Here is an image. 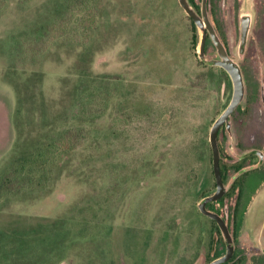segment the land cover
Returning a JSON list of instances; mask_svg holds the SVG:
<instances>
[{
	"label": "rangeland",
	"instance_id": "374dc122",
	"mask_svg": "<svg viewBox=\"0 0 264 264\" xmlns=\"http://www.w3.org/2000/svg\"><path fill=\"white\" fill-rule=\"evenodd\" d=\"M197 33L194 49L178 0H0V181L36 144L88 133L49 189L0 192V264H209L226 253L199 205L216 192L210 132L233 82L207 65L214 48L200 59ZM256 120L249 132L234 113L220 130L226 191L238 186L209 207L247 261L264 226V180L250 177L264 164Z\"/></svg>",
	"mask_w": 264,
	"mask_h": 264
},
{
	"label": "flooded vegetation",
	"instance_id": "af4514ba",
	"mask_svg": "<svg viewBox=\"0 0 264 264\" xmlns=\"http://www.w3.org/2000/svg\"><path fill=\"white\" fill-rule=\"evenodd\" d=\"M188 2L191 8L200 16L201 20L210 24L228 57L235 63H237L236 59L241 60V64H237L242 72L245 93L239 106L243 102L246 105L241 108L238 106L234 113L237 121L241 123L247 117V131L250 132L253 129V123L257 122L256 119L261 118L264 121V79H261V75H264V69L261 67L262 64L264 65V0H200L199 7L195 6V0H188ZM244 27L248 28V34L244 42L245 44L241 48ZM201 32L200 42L205 37V56H208L211 49L214 48L218 56L217 61H220L221 56L213 40L210 28L205 26L204 33L203 31ZM237 43L238 45L234 51L232 44ZM258 59L263 60V63H258ZM244 65H248L249 69L244 68ZM219 68L226 72L222 67ZM241 110L243 111L240 112ZM257 154L260 155L259 151H257ZM260 157L264 159L263 156ZM251 170H253L251 178L255 177L259 182L264 180V164L253 167ZM238 193L239 200L241 194L240 188L238 189ZM250 207L245 210V213L250 211ZM262 224L264 225V220ZM253 229L255 230L256 228ZM258 235V243L250 244L253 252H251L248 261L244 260L242 258L244 254H239V251L233 246L234 252L228 262L232 264H244L246 261V264H264V226L259 229ZM236 239H238V236H236ZM232 240L234 241L233 237Z\"/></svg>",
	"mask_w": 264,
	"mask_h": 264
},
{
	"label": "trees",
	"instance_id": "16d2710c",
	"mask_svg": "<svg viewBox=\"0 0 264 264\" xmlns=\"http://www.w3.org/2000/svg\"><path fill=\"white\" fill-rule=\"evenodd\" d=\"M72 1L73 0H67L69 5L72 3ZM192 23H193L192 46L194 49H197L198 47L197 27L193 21ZM212 63L213 62L210 61L207 65L212 66L213 65ZM222 71L225 72L224 70ZM109 91H110L109 87L103 83L100 87L99 92H97V95L100 96L101 101H104V99L109 97L110 94ZM86 96L88 98L87 93ZM90 100L87 99V101H85L84 104L89 105ZM87 135L88 133H86L84 128L71 127L61 133L56 134L55 136H52L50 139L38 145L36 144L30 150L21 153V155H19L14 159V161H12L9 171L0 181V192H3L5 190L11 193H15V192L17 193L23 190H29L31 192H34L36 190H41V191L46 190L49 187L48 185L50 184V182L55 178V174L62 166L64 159L69 154L72 153V151L76 146V143L82 142L83 139L85 140ZM220 165H221L222 178L225 184L227 180L226 171L228 166L224 163L222 158H220ZM243 166L244 165L242 163L235 165L238 171L241 170ZM237 186H238L237 183H235L231 187L230 191H226L225 195L216 201H223L226 197L234 194V192L237 189ZM213 202L214 201H211L207 205L208 211L210 204ZM213 214H216L219 217H221V215L217 213H213ZM221 218L225 221L223 217ZM211 220L219 230L220 227L218 226L217 222L213 219ZM229 263L230 262L226 264Z\"/></svg>",
	"mask_w": 264,
	"mask_h": 264
},
{
	"label": "water",
	"instance_id": "95a60500",
	"mask_svg": "<svg viewBox=\"0 0 264 264\" xmlns=\"http://www.w3.org/2000/svg\"><path fill=\"white\" fill-rule=\"evenodd\" d=\"M178 1L180 3V6L187 13V15L192 19V21L196 24V26L200 28L201 31H203V33L205 31V26H208L210 28L211 34L213 36V40L221 56L220 61H215L212 64L225 69L233 82V96L231 102L224 110V112L215 121L210 132V143L213 152V170L216 179V192L213 195L204 198L199 205V208L203 214H205L206 216L210 217L211 219L217 222L218 226L221 228L224 234L227 245V251L225 255L215 259L211 264H224L232 258L234 252L231 233L229 231V228L227 227L226 222L218 215L209 212L207 210V205L211 201L219 200L226 193L225 184L221 174L220 155L217 148V137L222 127L229 121L230 117L233 115L236 108L239 106V104L242 102L244 98V93H245L244 80L239 65L228 57L223 46L216 37L215 32L210 27V24L208 22L201 20L200 16L191 8L188 0H178ZM243 34L244 35H243V42L241 43V48L244 46L245 44L244 42L247 38V34H248L247 27L243 28ZM199 57L202 60L205 58V37H203V39L200 42Z\"/></svg>",
	"mask_w": 264,
	"mask_h": 264
}]
</instances>
